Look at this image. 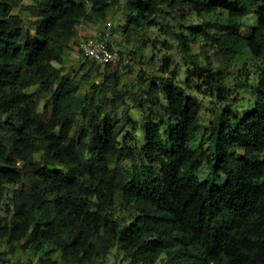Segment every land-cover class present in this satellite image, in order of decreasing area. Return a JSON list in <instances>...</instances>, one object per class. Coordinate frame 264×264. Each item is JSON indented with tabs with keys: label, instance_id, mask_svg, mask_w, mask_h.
Here are the masks:
<instances>
[{
	"label": "trees",
	"instance_id": "1",
	"mask_svg": "<svg viewBox=\"0 0 264 264\" xmlns=\"http://www.w3.org/2000/svg\"><path fill=\"white\" fill-rule=\"evenodd\" d=\"M114 4L129 12L125 34L162 18L159 34L193 65L184 85L170 57L165 75L140 71L141 130L122 61L85 55L80 81L59 66L79 27ZM203 39L218 59L193 58ZM96 73L103 80L80 93ZM188 89L220 105L202 138ZM263 152L264 0H0V239L10 251L23 242L45 253L41 264H264Z\"/></svg>",
	"mask_w": 264,
	"mask_h": 264
},
{
	"label": "rangeland",
	"instance_id": "2",
	"mask_svg": "<svg viewBox=\"0 0 264 264\" xmlns=\"http://www.w3.org/2000/svg\"><path fill=\"white\" fill-rule=\"evenodd\" d=\"M29 2L30 1H26V3ZM128 15L129 12L122 9L119 4H114L109 16L105 20L95 21L80 26L76 43L66 51L64 62L59 66L63 68L64 74L70 78L76 79V81H80L83 73L90 67V65L86 63V56L83 50L84 43L88 38L103 33L104 31H108L110 33L111 46L120 51L122 57H127L129 60L127 64L122 60L119 72V78L121 81L120 87L124 93H126V100L132 108V118L136 123L137 128L141 130V113L139 110L135 109L138 103H134V97H131V95L135 94L137 91L135 84H137V76L140 71L143 70L148 74H155L157 76L165 75L159 71V68L162 60L165 57H170L172 60L171 68L175 67V65H178L179 67L180 76L178 83L184 85L186 73L193 65L190 60L183 57L178 44L173 42L169 34H166L164 30H162V35L159 34L158 30L163 27L162 24L164 23L162 18H157V23L155 25L156 28H153L148 34L142 35L140 32L136 33V31H131L125 34L123 32V27L120 25H124L126 23ZM192 17L191 15L188 17L189 22L192 21ZM108 22H111L112 26L110 28H107ZM249 28L250 27L246 25L243 28V32L248 34L250 31ZM186 29L187 28H184L182 32H186ZM143 38L146 42L148 41L146 45L143 44ZM165 39H168L167 46L163 45V40ZM190 53L194 59L200 58L201 61L208 58L212 60L218 59L215 54V49L211 47V42L206 39H203L201 42L192 41V49ZM218 62L216 65L221 66L222 63ZM102 80L103 75L101 73H96L92 81H82L80 84V93L84 94L89 92L94 83H98ZM187 91L188 95L194 98L201 105L200 121L203 128L198 137L202 138L204 129L209 126L208 123H210V121L214 118V115L219 111L220 105L214 98L205 95L203 89L200 91L188 89ZM121 114L122 110L118 112V115ZM37 157H39V155ZM261 158H264V152ZM198 175L201 178H204L207 175L209 176L207 167L202 168V170L198 172ZM224 179L225 175L221 174L216 178V181L220 183ZM0 212L3 213V211ZM22 243L23 242L18 243L14 251H10V247L6 241L0 239V264H41L40 259L46 257L45 253L43 251L36 253L30 249L23 250L21 248ZM50 257L53 260H59L60 254L59 252H51ZM121 257L122 256H120V258ZM122 263L128 264L127 262Z\"/></svg>",
	"mask_w": 264,
	"mask_h": 264
},
{
	"label": "built area",
	"instance_id": "3",
	"mask_svg": "<svg viewBox=\"0 0 264 264\" xmlns=\"http://www.w3.org/2000/svg\"><path fill=\"white\" fill-rule=\"evenodd\" d=\"M107 25V28L112 26L111 22H108ZM109 42L110 33L108 31H104L103 33L90 37L83 45L84 53L87 57L102 65H116L122 60L127 64L129 62L127 57L121 59L119 51L115 48H110Z\"/></svg>",
	"mask_w": 264,
	"mask_h": 264
}]
</instances>
